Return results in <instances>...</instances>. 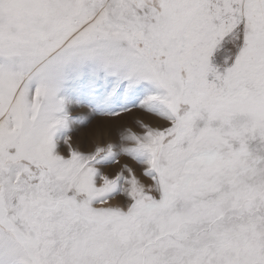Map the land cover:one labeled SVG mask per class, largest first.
<instances>
[{
	"label": "snow or ice",
	"instance_id": "1",
	"mask_svg": "<svg viewBox=\"0 0 264 264\" xmlns=\"http://www.w3.org/2000/svg\"><path fill=\"white\" fill-rule=\"evenodd\" d=\"M0 264H264V0H0Z\"/></svg>",
	"mask_w": 264,
	"mask_h": 264
}]
</instances>
